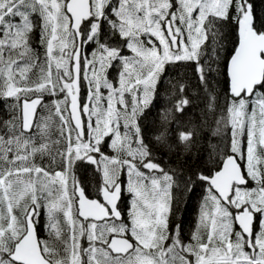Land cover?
Instances as JSON below:
<instances>
[{"label":"snow or ice","instance_id":"1","mask_svg":"<svg viewBox=\"0 0 264 264\" xmlns=\"http://www.w3.org/2000/svg\"><path fill=\"white\" fill-rule=\"evenodd\" d=\"M229 24L238 44L217 115L211 82ZM177 62L195 65L200 119L199 91L170 81L146 142L140 120ZM0 100L13 110L0 126V264H264V31L252 0H0ZM201 149L215 170L196 176L207 192L186 242L170 222L183 173L157 155ZM78 162L101 174L97 199Z\"/></svg>","mask_w":264,"mask_h":264},{"label":"trees","instance_id":"2","mask_svg":"<svg viewBox=\"0 0 264 264\" xmlns=\"http://www.w3.org/2000/svg\"><path fill=\"white\" fill-rule=\"evenodd\" d=\"M255 6V27L258 31H264V0H252ZM38 19V18H37ZM225 34L224 52L221 55L220 60V71L219 73H213L214 79L211 82L212 88L218 94L216 104H217V115L220 111L221 106L224 104V97L227 93L229 82L227 77V59L230 58V54L234 51L235 45L238 43L237 28L234 24H229L223 29ZM39 33L37 32L33 36V46L42 51L39 48ZM91 48H89V52ZM125 55H130L127 49L124 50ZM118 65L110 70L109 79L115 81L118 78ZM179 81L180 83H185L187 85L188 95L195 97L197 91H199L200 100L197 101V105H194L190 109V112L196 114L197 120L200 119V109L204 107V90L200 88L199 81L195 72V65L188 62H177L175 64H167L165 66V73L162 75L161 80L158 83V91L156 96V101L152 107L147 109L142 115L140 120V125L144 132L145 140L153 141L154 133L159 125L160 116L159 109L163 106H167L168 101L172 94L171 83ZM106 94V90H105ZM87 96V87L81 88V99L82 101ZM52 97H46L45 102H50ZM12 107L6 104L3 100H0V126H2L3 121L11 119ZM37 115H46V113L38 107ZM212 118L209 117V122L211 123ZM228 140L224 141L227 144ZM244 145L246 148V136L244 137ZM223 148V145H221ZM106 152L112 154L109 149H105ZM218 158V157H217ZM157 159L161 160L166 168L176 169L179 172L182 171L181 186L177 191V196L179 199L174 204L173 213L170 218L171 225L174 227L176 224L181 225L182 235L187 242L190 238L191 232L193 231L199 214V207L202 200L207 192V185L204 182L198 181L196 176L199 171H204L207 173L209 170H215L211 161L208 160L207 154L203 149L199 155H193L186 157V155L181 151H174L172 153H167L161 151L157 155ZM41 160L37 157V163ZM44 164H48L49 160L47 158L43 161ZM244 164V161H241ZM53 170H59L58 164H52ZM75 174L79 184L85 189L86 194L90 197L98 198V189L101 184V174L96 170L95 165L87 164L86 162H78ZM191 177V182L186 188L184 186V181H188ZM121 180L126 183L127 173L124 172L121 176ZM249 186H254L252 182H249ZM69 187L71 188V178L69 180ZM100 198V197H99ZM130 197L125 192L121 201V208L124 210V219L127 220V210L126 205L129 203ZM235 211V210H233ZM45 221V217H41V224ZM38 236L41 240L49 239L47 233L43 230V227L38 229ZM85 245L87 241H84Z\"/></svg>","mask_w":264,"mask_h":264},{"label":"water","instance_id":"3","mask_svg":"<svg viewBox=\"0 0 264 264\" xmlns=\"http://www.w3.org/2000/svg\"><path fill=\"white\" fill-rule=\"evenodd\" d=\"M238 44V43H237ZM230 59V58H229ZM89 197V196H88ZM89 198H91V199H97L96 197L95 198H93V197H89ZM100 199H102V197H100Z\"/></svg>","mask_w":264,"mask_h":264}]
</instances>
